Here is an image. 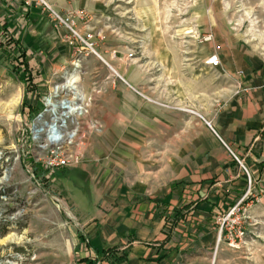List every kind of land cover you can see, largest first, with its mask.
<instances>
[{"label": "rangeland", "instance_id": "rangeland-1", "mask_svg": "<svg viewBox=\"0 0 264 264\" xmlns=\"http://www.w3.org/2000/svg\"><path fill=\"white\" fill-rule=\"evenodd\" d=\"M90 1L96 15L89 26L101 59L81 50V40L64 26L54 27L51 41L44 33L40 37L55 73L33 72L31 79L21 80L0 57V264H81L83 258L98 264L84 253L82 223L95 216L96 208L109 209L117 189L124 195L144 192L129 183L144 181L151 195L190 176L246 183L239 166L228 170V151L203 119L231 146L229 95L244 94L254 84L222 71L236 67V77L241 71L249 77L264 66V0ZM76 30L82 39L89 33ZM0 41L6 45L3 37ZM26 48L28 59H34V47ZM212 54L227 56L218 69L205 65ZM71 76L91 98L79 128L87 135L62 147L80 153L78 164L51 171L45 168L46 134L36 131L63 119L59 102L71 98L62 88ZM211 79L213 89L206 87ZM113 81L128 94L111 90ZM41 101L43 111L29 117ZM50 101L54 107H47ZM143 118L158 123L131 124ZM91 121L98 129L89 132ZM66 125L71 131L75 121ZM263 144L254 143L255 153ZM242 153L253 203L245 210L241 240L231 244L222 236L211 264H264V172H253V157ZM240 173L244 176L236 178Z\"/></svg>", "mask_w": 264, "mask_h": 264}, {"label": "crops", "instance_id": "crops-1", "mask_svg": "<svg viewBox=\"0 0 264 264\" xmlns=\"http://www.w3.org/2000/svg\"><path fill=\"white\" fill-rule=\"evenodd\" d=\"M48 1L64 16L82 11L84 18L76 20V28L92 33L89 25L96 15L92 1ZM0 25L20 41L26 50L30 65L39 69V76L55 73L50 69L51 59L45 56L47 50L41 49L40 45L43 33L46 41L53 39L54 26L47 13L34 7L24 8L20 0H0ZM27 25L31 26L28 33L25 31ZM22 33L26 35L23 36ZM28 45L35 49L34 59H28ZM217 56L221 66V61L225 62L227 56ZM206 67L210 69L207 65ZM236 71V67H232L223 70L222 74L235 80L238 78L240 83L251 80L254 85L244 94L229 95L227 110L229 108L234 126L232 139L229 141L232 147L224 142L211 123L210 125L217 135V140L223 141L232 149L245 166L240 158L242 152H245V156L253 157L249 165L253 172V168L264 172V144L258 152L255 153L254 149L256 141L264 142V66L259 64V69L249 77L242 71V74L236 77ZM124 77L128 78L127 75ZM76 80V76H71L66 84L79 97ZM238 81L234 83L238 84ZM115 84L113 81L111 90L116 88V92L124 90L128 94L125 88L116 87ZM206 87L213 89V79L206 83ZM80 89L85 92L84 87L81 86ZM127 109L131 111L128 106ZM149 122L156 125L158 120L133 119L131 124L142 127L150 124ZM228 161V170L230 166L238 167L229 153ZM243 176V173H240L236 178ZM231 178L227 180L220 176H190L187 181H175L163 193L154 195H151L149 185L144 181L129 183L135 189L141 185L144 192L138 193L134 190L124 195L117 189L109 209L106 210L103 206L96 208L95 216L82 223L84 241L81 242L84 253L98 259V264H211L210 255L216 244L217 219L245 191V184L242 187L241 183ZM225 182L229 184L225 186ZM108 249H114L115 257L121 260L104 257L102 253Z\"/></svg>", "mask_w": 264, "mask_h": 264}, {"label": "built area", "instance_id": "built-area-1", "mask_svg": "<svg viewBox=\"0 0 264 264\" xmlns=\"http://www.w3.org/2000/svg\"><path fill=\"white\" fill-rule=\"evenodd\" d=\"M20 1L24 8L34 7L42 12L47 13L54 27H67L71 31L73 36L81 40V50L89 51L99 57V55L95 51L93 35L91 33H88L86 34L85 39H82L76 30V20H82L84 18V13L82 11H76L63 17L50 4L48 0ZM210 39L211 37L208 36L204 40L209 41ZM128 57H132V54L129 53ZM205 65H207L210 69H216L220 66V60L216 54H212L206 59ZM64 100L70 101L71 98L63 99L59 103H62ZM90 101L91 98H85L84 96H81L77 101L71 103L68 102L69 106L67 105V109H65V111L60 108L62 110L61 117H63V119H61L62 123L59 122L58 124V122L56 121L48 125L47 128L43 129L49 145V155L45 160V168H47L48 170L52 171L60 168H69L78 164L80 153L71 151L66 152L62 149V147L64 143L72 144L74 143V141L79 139V137L82 138L87 135L86 131L81 134L79 128L82 121L88 116V103H90ZM70 106L72 107L70 108ZM47 107H54V105L50 101L47 104ZM66 121H75V128L71 131L67 130ZM203 121L216 135V133L211 128L210 122L204 119ZM97 126V123L91 121L87 125V130L89 132L97 130ZM221 142L226 147L231 158L238 164L239 168L244 173L246 177V183L244 194L231 207H229L225 213L221 214L218 217V224L220 225V228L216 238V246H218V244L220 243L222 236H224V240H227L231 244L241 240L244 229L243 224L246 218L245 210L246 207L250 205V203H253L254 199V195L252 194V189L254 188V186L252 184V179L248 169L238 158V156L232 151V149H230L223 141ZM262 189L264 190V186Z\"/></svg>", "mask_w": 264, "mask_h": 264}, {"label": "trees", "instance_id": "trees-1", "mask_svg": "<svg viewBox=\"0 0 264 264\" xmlns=\"http://www.w3.org/2000/svg\"><path fill=\"white\" fill-rule=\"evenodd\" d=\"M2 37L5 39L6 45H3V43L0 41V57L8 62L11 73L16 77H20L21 80L31 79V74H33V72L39 74V69L30 65L29 61L27 60L26 50L24 47H22L20 41L10 35L8 31L0 25V39ZM43 109L44 105L41 101L35 107H31V110H29V117L33 118L35 115H38L40 112H42ZM37 168L41 170L40 167L37 166ZM102 254L104 257H113L115 261L121 260V258L115 257L114 249H108ZM87 261L88 260L85 258L79 260L81 264H87Z\"/></svg>", "mask_w": 264, "mask_h": 264}, {"label": "bare ground", "instance_id": "bare-ground-1", "mask_svg": "<svg viewBox=\"0 0 264 264\" xmlns=\"http://www.w3.org/2000/svg\"><path fill=\"white\" fill-rule=\"evenodd\" d=\"M69 84H71V83H69ZM62 88L68 90V92L71 93V100H70V101H65V100H64L62 103H59V104H60V105H59L60 108L63 109V110L65 111V109H67L68 102L71 103V102H74V101L79 100L80 97L83 96V94H82L81 91L79 90V91H78V95H79V97H77V95L73 92V90H72L70 87H68V86H63ZM55 91H58V88H56ZM68 106H69V105H68ZM71 107H72V106H70V108H71ZM53 121H54V120H53ZM54 122H56V121H54ZM54 122H52V123H54ZM47 127H48V125L45 124V123H43L42 128L37 129L36 133H41V132H43V129H44V128H47Z\"/></svg>", "mask_w": 264, "mask_h": 264}]
</instances>
